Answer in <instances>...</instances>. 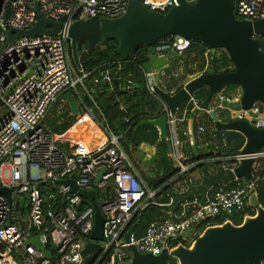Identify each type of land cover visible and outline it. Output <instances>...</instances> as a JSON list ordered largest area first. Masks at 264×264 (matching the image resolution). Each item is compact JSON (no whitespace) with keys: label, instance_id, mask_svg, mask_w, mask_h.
I'll use <instances>...</instances> for the list:
<instances>
[{"label":"built area","instance_id":"1","mask_svg":"<svg viewBox=\"0 0 264 264\" xmlns=\"http://www.w3.org/2000/svg\"><path fill=\"white\" fill-rule=\"evenodd\" d=\"M140 1L150 11L162 14L180 5L179 0ZM186 1L194 4L196 0ZM36 5L42 17L61 22L63 32L58 36L18 38L3 49L10 30L28 31L36 25ZM128 5L129 0H0V264H82V251L94 242L95 207L80 191L101 192V198L96 193L95 200L104 218L103 240L99 242L101 252L94 264H113L114 257L123 255L131 246L158 256L164 249L173 248L172 243L179 240L180 234L202 227L205 221L218 218L233 221L236 216L243 219L254 212L252 208L247 213L251 207L246 194L258 184L259 178L235 179L228 186L215 187L204 204L197 200L184 204L185 210L189 205L198 206L188 217L183 211L178 222L165 219L152 223L143 236L133 233L127 243L126 236L135 217L155 201L162 188L157 191L148 187L121 147V137L104 128L105 141L101 144L80 145L73 152L63 151L57 144L46 120L67 92L75 95L81 108L94 118L93 108L84 102V95H89L84 81L88 74L79 75L82 70L72 61L69 28L79 20L120 18ZM235 15L239 20H264V0H236ZM157 45L155 54L159 58L174 51L182 57L192 41L172 37ZM218 51L207 50L204 55L207 66L221 58ZM157 72L161 79L169 78L168 71L160 69L152 74ZM145 76H149L146 70ZM112 82L110 71L101 73L92 80L93 92ZM135 85L130 75L125 89ZM147 86L154 93L149 83ZM239 93V90L230 96L221 93L215 98L231 103L240 99ZM193 97L189 103L197 104ZM263 107L255 103L251 109L237 112L235 118H247L262 128ZM216 110L210 107V112ZM173 117L170 116V125L174 123ZM124 121L128 123L129 119ZM223 146H227L225 142ZM255 157L264 160V151ZM243 158L238 154L224 157L221 162L233 163L234 168ZM98 175L101 178L95 189ZM73 176L77 193H72L71 186L65 183ZM3 189L9 191L8 196L1 192ZM36 237L52 253L53 260L31 242ZM166 264L177 262L170 259Z\"/></svg>","mask_w":264,"mask_h":264},{"label":"water","instance_id":"2","mask_svg":"<svg viewBox=\"0 0 264 264\" xmlns=\"http://www.w3.org/2000/svg\"><path fill=\"white\" fill-rule=\"evenodd\" d=\"M179 3L178 7L162 14L150 11L140 0H129L127 11L120 18L79 20L68 30L72 60L79 71L82 70L78 54L80 42H87L88 52L92 54L99 43L116 41L117 53L125 60L130 59L139 47L148 46V60L154 70H160L180 57L175 51L166 58H159L155 54V46L167 38H183L199 42L207 50H223L227 53L230 59V68L227 71L207 69L202 74L189 77L171 93L157 86L153 87L154 94L163 102L167 112L157 119L142 121L138 125L157 127L161 141H166L171 130L170 116H175L194 95L207 89V97L193 112V137L194 120L200 111H206L215 124L214 135L222 131L236 132L246 139L240 151L244 158L233 169L225 168L220 162L211 161L201 168L199 178L189 177L165 185L163 194H166L167 203L161 207L169 212L174 222L180 220L179 216L183 211L188 217L198 210V206L193 205H189L185 210L184 204L194 200L206 203L213 188L228 186L235 179L252 181L257 178L255 166L258 160L255 156L264 149V127L257 128L255 121L247 118L239 120L232 116L251 109L255 103L264 106V53L261 49L264 20L251 22L237 19L236 0H196L194 4L179 0ZM35 10L38 13L36 25L28 31L10 30L3 49L18 38L58 36L63 32L61 22L42 17L38 5ZM229 87H238L241 93L238 101L229 103L215 100L217 95ZM134 88L144 90L146 85L137 84ZM63 98L68 102L71 114L80 118L78 104L73 100L71 92H67ZM211 104H216L217 111L210 112ZM228 113L230 117L227 116ZM250 115L256 117L252 113ZM100 178L101 175H98L94 181L95 189L98 188ZM65 183L71 186L72 193L78 192L75 176ZM262 183L264 184V177ZM1 192L9 195L7 189ZM79 193L91 200L95 207V228L92 233L95 242L87 244L82 251V264H94L101 252L99 242L103 240L104 218L100 205L95 200L96 191ZM246 199L254 212L246 215L240 224L225 221L222 224L207 226L202 231H199V225L196 229L178 236L179 240L191 239L190 245L179 244L170 250L164 249L158 256H152L131 246L123 255H116L113 264H166L170 259L175 260L177 264H264V205L258 184L247 192ZM133 233L134 228H131L126 236L127 243ZM31 242L53 260L52 253L41 245L37 237L32 238Z\"/></svg>","mask_w":264,"mask_h":264},{"label":"trees","instance_id":"3","mask_svg":"<svg viewBox=\"0 0 264 264\" xmlns=\"http://www.w3.org/2000/svg\"><path fill=\"white\" fill-rule=\"evenodd\" d=\"M168 39L170 38L164 39V41ZM117 47L118 43L116 41L102 42L99 43L96 46L94 52L90 54L88 52L87 42L78 43V54L82 66V73L78 72V74L81 76L83 74H88L84 81L89 95H84V102L86 106L93 108L94 118H91L94 123L100 127L99 136H101V139L98 140L97 143L101 144L105 141V135L103 133L104 129L116 136H120L121 147L128 154L133 164L137 168L139 167L134 162V155L137 154L139 148L143 144L158 146L159 153L157 161L158 159L163 161L166 168L169 166L170 173L167 175L165 174L163 177L156 179V182L153 184V187L151 189L157 190L161 188L164 184H166L172 176L176 175L178 171L173 168H170L171 162L167 157L168 147L166 145V141H160L159 132L157 128L151 125H144L138 127V125L142 121L157 119L162 116L165 112V105L163 104V102L154 93H152L147 86L148 81L145 76V67L149 63V47H139L135 51L134 55L128 60H125L117 53ZM261 49L264 53V38L262 39ZM193 52H197L198 55L203 58V63L200 66V70L204 71L206 65L204 55L207 52V48L199 42H192V46L187 51V53ZM212 66L219 72L227 71L230 68V59L227 53L226 55L224 54L220 59L215 60ZM106 71H110L113 74V82L111 84L103 85L100 89H95V92H93V78L99 76L101 73H104ZM130 75H132L135 84H145L146 88L144 90H137L133 86L132 89L126 90L125 84L127 78ZM171 88V86H168L165 88V90L170 91ZM81 92L84 93L83 90H81ZM207 95V92L202 91L200 93L198 92L196 97L197 99L205 100ZM73 97L75 101L78 100L75 95ZM185 108V118L182 119ZM185 108H180L179 118L181 119H179L177 123V130L181 141H183L184 143L185 152H187V154H192L189 140L187 137H184L183 134L188 129L189 120L193 119V112L196 106L194 103H190ZM126 118L129 119L128 123H125L124 121V119ZM75 122L76 119L73 116H70L69 110L67 109H64V112H61L60 110H53L51 112V115L48 116L46 120L47 125L52 129L56 136L63 135L65 132H67L70 128L73 127ZM81 123H84V126H80ZM94 129L95 128L90 123V120L87 117H84L80 120L74 130H71L67 134L66 138L72 139L75 138V135L77 136L79 134H81L84 138L85 136L90 137L89 132H94ZM196 130H194L195 136L197 135ZM220 133L224 132L222 131ZM231 134H234L233 137L229 138V141L232 143V146L229 148L226 154L234 156L238 154L243 148L245 138L236 132H232ZM97 135L98 133H94V137H96ZM57 144H59V147L61 149L66 150L64 149L65 145H60L59 141H57ZM79 146L80 144L76 147L72 146L74 150L70 149V152L78 150ZM261 151H264V149H262ZM215 156L216 155H214V153H209L206 155L200 153L195 155L193 153L191 162H201L202 160L210 159ZM222 156L224 155H217V157ZM200 167L201 166L199 165L197 169ZM142 174L144 176V173ZM255 176L259 178L258 185L260 197L261 202L264 205V184L262 183V179L264 177V160L258 161V163L256 164ZM97 194V196L101 198V194L99 191L97 192ZM163 202L167 203V200L165 199L163 200ZM251 209L252 208H249L247 210V213H251ZM160 217V208L155 205H150L137 214L132 226L138 224L141 226L146 225L148 227L153 222L161 220ZM233 221L236 224H240L242 218L236 216L233 218ZM224 222V218L205 221L203 222L201 229L203 230L207 226L218 225ZM138 237L141 236L138 235ZM190 243L191 240H176L172 243V246L176 247L179 244L190 245ZM109 260L110 259L107 258L106 262H109Z\"/></svg>","mask_w":264,"mask_h":264},{"label":"crops","instance_id":"4","mask_svg":"<svg viewBox=\"0 0 264 264\" xmlns=\"http://www.w3.org/2000/svg\"><path fill=\"white\" fill-rule=\"evenodd\" d=\"M202 63H203V58H201L197 52H193V53H187L186 52L185 55H183L182 57L174 59L173 61H171L169 63L168 66L162 68V70H166L169 72V78L161 79L158 76V72L156 74H152L156 70H154L152 68L151 63L149 62L145 67L146 73L149 74V76L147 77L148 83L152 86V88L157 86L160 89H162L163 91L171 93V92L175 91L177 89V87H179L189 77L194 76L196 74H202L207 69L214 68L213 66L205 65V70L201 71L200 66ZM168 86L172 87L170 91L165 90V88ZM237 89L235 91H237ZM202 91L208 93L207 89H204ZM202 91H200V92H202ZM223 94L230 96L233 94V92L231 94H228L227 92L224 91ZM196 95H194L193 98L195 101H197V104H195L194 102H191V103H194L195 106L197 107V106H199V104L201 102L204 101V99H201V100L197 99ZM72 98L75 101L73 96H72ZM59 102L61 103L60 106L62 108H64L65 110L66 109L69 110L70 116H73L71 114V110H70V106H69L68 102L64 98L62 100H60ZM76 102L78 104V107H79V110L81 113V117L76 118L73 116L76 119V122L74 123L73 127L70 128L63 135H57L56 136L60 145H65L64 149H66V150L62 149L63 151L70 152L71 150H74L72 148V146L76 147L79 144L80 145L96 144L98 142V140L101 139V136H99V133H100L99 128L100 127L94 123L92 118H90L86 114V112H84V109L81 108V105L79 104L78 100ZM188 104H190V103L183 105L182 106L183 109ZM210 107H211V109H217L216 104H211ZM62 108L60 110H62ZM179 111L180 110H178L177 114L173 117L174 123H172V125H171L170 135H169L168 139L166 140V145L168 147L167 157H168L169 161L171 162L170 168L175 169L176 171H178V173L176 175L172 176L166 184L171 183V182L176 181V180H186L189 177L199 178V174L201 172V167L207 166V163L211 162V161L220 162L221 165L227 169L233 168V165H231L230 162H221V161L223 160L222 158H224V156L232 157L230 155H227L226 153L228 152L229 148L232 146V143L229 141V138L233 137L234 134H231L232 132L223 131L224 133L218 132L216 135H214L213 131L215 128V124H214L213 119L210 116V114L206 111H200L194 120V130L197 129L196 130L197 135L195 136V131H194V137L192 135V122H193V119H192V120H189L188 129L184 132L183 136L188 138L189 143H190V147L192 150L191 151L192 154L194 153L195 155H197L200 153V154L206 155L209 153H214V155H216V156L213 158H210V159L202 160L201 162H196V163L191 162L192 154L191 153L187 154V152H185L184 143H183V141H181L179 134H178V130H177V123H178L179 119H181V118H179ZM185 111H186V108L184 109L182 119L185 118ZM234 116H235V114H234ZM84 117H87L90 120V123L95 128L94 132L93 131L89 132L90 137L85 136V138H84V137H82L81 134H79L77 136L75 135V138L67 139L66 138L67 134L71 130H74V128L78 125L80 120L83 119ZM221 117L223 118V116H221ZM60 123H62V122H60ZM80 126H84V123L83 124L81 123ZM201 129H203V131H201ZM157 130L159 132V138H160V131L158 128H157ZM186 132H189L188 136L185 135ZM94 133H98V135L96 137H94ZM160 141H161V139H160ZM224 142L227 145L226 147L223 146ZM245 142H246V139H245ZM245 142H244V145H245ZM216 147H218V149H216ZM195 148L197 149L196 151L194 150ZM158 153H159L158 146H151V145L143 144L139 148V150L137 151V154L134 155V162L136 163V165H138L139 168H137L135 165L134 166L137 169V171L140 173L143 180L145 181V183L148 185V187L150 189L153 187V184L156 182L157 178H161L165 174L167 175L170 173L169 166L166 168L163 161H161L159 159L157 161ZM219 154H223L224 156L217 157V155H219ZM238 154H240V152ZM238 154H236V155H238ZM199 165L201 167L197 169V167ZM142 173H144V176ZM166 184H164L161 187L162 190L159 193L158 197L155 199V201L152 204H150V205H155V206L159 207L160 213H161V217H160L161 220L155 221L153 223L160 222V221L165 220V219H171L169 212L161 207L163 204H166L163 202V200L166 199V194H163L164 186ZM161 188L157 189V191L160 190ZM98 191L99 190H96V193ZM211 192L209 194V197L211 196ZM100 194H101V192H100ZM198 202L200 204L205 203L202 201H198ZM150 205L145 206L144 209H146ZM146 227H147L146 225L141 226L138 224L135 226H132V228H134V233L137 236L138 235L143 236ZM200 230H202V229H200Z\"/></svg>","mask_w":264,"mask_h":264},{"label":"rangeland","instance_id":"5","mask_svg":"<svg viewBox=\"0 0 264 264\" xmlns=\"http://www.w3.org/2000/svg\"><path fill=\"white\" fill-rule=\"evenodd\" d=\"M218 52H220V53H219V57H220L221 54H222V56H223L224 54L226 55V52L223 51V50H219ZM222 56H221V57H222ZM236 88H237V87H235V88H234V87H229L228 89L225 90V92H227L228 94H231L232 92H233V93L238 92L239 89H237V91H235ZM237 95H241V93H239V94H237ZM215 100H216V99H215ZM215 100H214L212 103H214ZM60 104H61V103L58 102V103L54 106V109H52V111H53V110H58V111H59V110L62 108V107L60 106ZM63 109H64V108H62V110H60V111H61V112H64ZM52 111H51V112H52ZM51 112H50L49 116L51 115ZM61 115H62V114H61ZM227 116L230 117V113H228ZM233 116H234V115H233ZM235 116H236V115H235ZM235 116H234V117H235Z\"/></svg>","mask_w":264,"mask_h":264}]
</instances>
